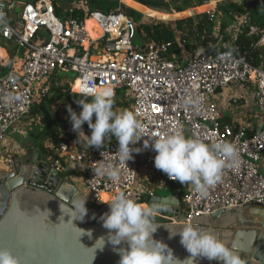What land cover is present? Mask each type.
<instances>
[{
    "label": "built area",
    "instance_id": "1",
    "mask_svg": "<svg viewBox=\"0 0 264 264\" xmlns=\"http://www.w3.org/2000/svg\"><path fill=\"white\" fill-rule=\"evenodd\" d=\"M215 10L206 11L212 20ZM88 21L94 22L92 29ZM41 32L48 33V38L40 37ZM137 32L138 24L121 9L109 14L94 11L82 19L71 17L62 21L56 15L54 0H41L25 5L20 20L13 24L0 6V34L24 50L21 66L0 76V144L7 141L10 129L31 112L37 97L50 95L52 77L71 72L75 76L71 85L73 94L92 97L110 89L117 100L123 98L119 93L126 90L132 110L145 125L143 139L150 140L153 132L182 130L185 136L205 143L230 142L238 153L237 166L226 165L221 179L203 195L158 170L154 166L156 152L151 148L133 153L132 160L121 164L118 145L89 156L63 141L60 157L66 164L83 166L79 180L89 191L88 204L101 206L103 195L112 198L118 193L138 202L144 194L152 197L156 189L172 184L182 208L191 212L184 224L219 211L264 205V172L259 166L264 156V129L249 133L244 126L236 128L223 123L214 101L231 84L254 85L256 105L264 114V68L227 50L215 53L197 50L181 62L176 57L169 59L166 55L171 43L145 41L142 47L135 46ZM252 33L261 34L256 46L264 47V30L253 29ZM188 97L194 103L186 106ZM143 139L131 147L142 148ZM109 163L120 168L117 183L106 176H95L96 168ZM52 164L60 171L65 170L62 161ZM142 175L145 183L140 182Z\"/></svg>",
    "mask_w": 264,
    "mask_h": 264
},
{
    "label": "water",
    "instance_id": "2",
    "mask_svg": "<svg viewBox=\"0 0 264 264\" xmlns=\"http://www.w3.org/2000/svg\"><path fill=\"white\" fill-rule=\"evenodd\" d=\"M16 5V0H0L6 16L11 9H20ZM24 7L20 9L22 12ZM21 150L8 154L9 170H0V249H10L20 264H119L120 256L111 244L106 243L102 251L92 249L99 237L107 236L108 230L102 226L100 217L109 211V205L103 204L98 209L89 205L76 183L45 159L37 146ZM58 189H63L68 200L57 198ZM74 198L86 200L88 212L82 221L71 216L70 202ZM141 205L155 209V214L178 219L154 215L156 223L161 225L154 238L167 243L179 259L187 258L190 254L180 243L179 235L170 239L167 228L184 225L191 214L182 208L180 197L156 193ZM192 226L214 233L239 253L246 264H264V205L251 204L209 217L199 216ZM125 246L122 243L117 247ZM197 261L198 264H222L206 258H197Z\"/></svg>",
    "mask_w": 264,
    "mask_h": 264
},
{
    "label": "clouds",
    "instance_id": "3",
    "mask_svg": "<svg viewBox=\"0 0 264 264\" xmlns=\"http://www.w3.org/2000/svg\"><path fill=\"white\" fill-rule=\"evenodd\" d=\"M76 95L79 97V93ZM12 99L16 97H9V100ZM76 103L82 108L79 114L71 105L67 106L72 131L77 133L76 143L83 142L91 148L100 149L106 139L115 137L121 164L132 160L133 153L151 148L156 152L154 166L158 170L171 180L193 187L203 195L221 179L226 165L237 166L238 153L230 142L205 143L199 138L185 136L182 130L153 132L150 140L143 139L146 129L139 114L130 109L114 110V92L110 89L96 93L90 100L78 98ZM193 103L191 97L186 98V106ZM85 122L91 130L90 135L83 129ZM142 139V148L131 147ZM94 172L95 176H106L113 183L120 180V168L110 163L101 164ZM56 196L60 201L67 199L63 189L56 190ZM103 202L109 205V211L100 220L108 233L106 237H99L92 249L102 251L106 243L111 244L120 256L119 264H198L197 258L216 260L222 264H246L239 253L214 233L202 232L190 223L178 228L167 227L169 238L179 235L180 243L190 254L181 260L167 243L154 238L161 227L154 219L155 209L143 207L124 193H118L110 201ZM70 203L71 216L82 221L88 212L86 200L74 198ZM60 207L64 212L62 203ZM79 230L84 233L82 229ZM88 235H92L91 231ZM122 243L126 246L117 247ZM0 264H20V260L10 249H0Z\"/></svg>",
    "mask_w": 264,
    "mask_h": 264
},
{
    "label": "trees",
    "instance_id": "4",
    "mask_svg": "<svg viewBox=\"0 0 264 264\" xmlns=\"http://www.w3.org/2000/svg\"><path fill=\"white\" fill-rule=\"evenodd\" d=\"M40 0H36L37 3ZM136 3L143 5L160 12H166L172 14V12H180L179 16L174 20V22L167 23V25H138V32L141 34L142 31L145 32V37L147 42H155L156 44L171 43L172 46L166 55L167 58L173 59L176 57L180 62L182 61L183 54L197 51L199 48H203L207 53H215L216 50H227L233 51L237 56L245 57L252 65L256 67L263 66V51L256 45L260 41L261 34H253V29H258L259 31L264 30V0H236L234 2L228 3L232 0L224 2L222 7L216 9L213 14L215 19L212 20L211 14L207 12L204 8L198 9L196 12H190L185 14L186 11L194 9L202 5L203 0H171V2H166V0H134ZM91 9L95 8L94 11H101L105 14L114 13L121 9V5L117 0H89L88 1ZM180 2H183L181 5ZM228 3V4H226ZM171 4L174 6L171 7ZM134 5V4H133ZM132 4L129 8L131 10L129 15L134 19L137 24L142 16L146 13L144 9H140ZM89 11V14L94 12ZM136 10V11H135ZM122 11V9H121ZM56 15L60 18L59 7L55 5ZM124 12V11H123ZM181 12H184L183 14ZM202 12V13H199ZM84 12L74 11L71 15L66 16V19L73 18H84ZM199 13L198 15H194ZM177 14V13H176ZM192 15V16H191ZM71 16V17H70ZM185 18L179 19L180 17ZM244 16V23L239 26V31L235 38L231 35V27L237 24V18ZM218 17L222 18V33L223 38L221 43L219 40L213 37V29L216 26V21ZM40 37L47 39L48 33L41 32ZM57 91L56 98L67 102L70 105H74L80 111L82 108L77 105L76 100L78 98L91 99L92 97H86L83 95L73 94L71 92L70 86H63V88L55 89ZM64 91V92H63ZM66 91V92H65ZM130 109L128 103L123 104L118 100H114V110ZM95 122V116L93 117ZM70 143V139L62 140ZM61 141L56 145L59 147ZM83 145V146H82ZM118 142L115 137L106 139L104 144L100 149L91 148L80 142L79 151H86L89 156H95L99 153L101 149L106 147L116 146ZM55 161H62L64 164V159L59 155H55ZM150 199V196H143L140 200V204H146ZM100 203L104 204L103 201H110L108 198H102ZM95 209L100 208L98 205L89 204Z\"/></svg>",
    "mask_w": 264,
    "mask_h": 264
},
{
    "label": "crops",
    "instance_id": "5",
    "mask_svg": "<svg viewBox=\"0 0 264 264\" xmlns=\"http://www.w3.org/2000/svg\"><path fill=\"white\" fill-rule=\"evenodd\" d=\"M35 1L36 0H16V7L19 6L21 9L27 4L36 3ZM70 1L72 3L70 5L71 7L69 6L67 8L68 15H71L74 11L79 10L84 12L83 15L85 17L89 14V0ZM124 2H126V5L134 4L133 6L140 9L146 8L143 5L136 3L134 0H125ZM55 5L58 6L57 0H54V6ZM15 9H11L8 12V20L13 24L19 21L17 20L19 16L16 14ZM258 48H261L263 51L262 58L264 62V47L258 46ZM23 58L24 50L19 49L14 42L5 40L0 34V76L6 74L12 69L19 68L23 62ZM262 67L264 68V63ZM63 81H66V79H63L62 82ZM55 83L52 82V85ZM55 92L56 91L52 90V93L43 99L37 97L32 106L31 112L21 122L17 123L10 129L7 141L5 144H0V170H9L8 165L6 164L8 161V154H13L16 151L23 152L21 148L27 149L32 146H37L44 158L49 160L51 163H54L55 155L60 156V146L58 147L56 144L59 141L62 143V140H64L62 129L60 128V131L58 132L57 126L54 125V123L57 122V119L49 118L54 110L57 113V104L61 101L56 98ZM214 101L219 106L223 123L232 125L236 128L244 126L248 129L249 133H257L264 129V114L256 105L254 85L231 84L220 91L218 95L214 97ZM126 103L130 102L126 101ZM70 143L74 145L72 142ZM76 149L78 150L77 146ZM63 165L65 166V170L63 172H65L67 176H69L73 181L75 179L79 180V174H81L83 170L82 165L66 164L65 161ZM259 166L261 171L264 172V156ZM79 181L82 183H80L81 186H85L84 182L81 180ZM167 187L170 186L168 185L165 188ZM169 189L176 190L174 186ZM174 195H176V192L170 196ZM143 196H146V194Z\"/></svg>",
    "mask_w": 264,
    "mask_h": 264
},
{
    "label": "rangeland",
    "instance_id": "6",
    "mask_svg": "<svg viewBox=\"0 0 264 264\" xmlns=\"http://www.w3.org/2000/svg\"><path fill=\"white\" fill-rule=\"evenodd\" d=\"M120 5H121V9L122 11H124L126 14L129 15L130 11L131 10H134V9H131L129 8L130 5H126L124 2L125 0H117ZM215 1H220V0H203L202 2V5L201 6H198L194 9H190L188 11L185 12V14H188L190 12H196L198 9L200 8H205L206 6L208 5H212L214 4ZM228 0H225L224 2H226ZM236 0H232L228 3H231V2H234ZM166 2H171V0H166ZM71 1L70 0H57V4L59 6V11H60V19L62 21H65L66 19V16L68 15V10L67 8L71 5ZM183 2H180L179 4L181 5ZM226 3V4H228ZM223 5L225 4H222L220 5V7H222ZM174 6V4H171V7ZM71 7V6H70ZM220 7H216V8H212V9H209L207 11H212L214 9H217V8H220ZM89 8L90 10L91 7L89 5ZM151 9V8H150ZM95 10V8L93 9V11ZM146 11V13L142 16V18L139 20V23L138 25H143V24H146V25H150V26H155V25H167V23H171L170 21H173L180 15L179 13L180 12H172V14H169V13H166V12H160V11H157V10H154V9H151V10H147L146 8L144 9ZM136 11V10H135ZM16 14L19 16L17 18V20H20V15H21V10L20 9H17L16 11ZM203 12H206V11H203ZM174 13H177V14H174ZM182 14L184 12H181ZM199 13H202V12H199ZM199 13H197L196 15H198ZM187 16H184L183 18H185ZM182 18V17H180ZM179 18V19H180ZM222 18L221 17H218L217 21H216V26L215 28L213 29V37L218 39L219 40V43H221V40L222 38L224 37L223 36V33H222ZM237 24H234L230 30H232L231 32V35L233 36V38L236 37L237 33H238V30H239V26L240 24H243L244 22V16L243 17H240L239 19L237 18ZM137 23V22H136ZM145 41H147V38L145 37V32L142 31L141 34L139 32H137V39L135 40L134 44L135 46H140L142 47L143 44L145 43ZM198 50H204L203 48H199ZM190 53H185L182 57V61H185L187 58H188V55ZM74 74L71 73V72H68V73H65V72H60L58 73L56 76L52 77L51 79V82L55 83L54 85H52V90H55V89H58V88H63V86H70L71 88V85L73 84V80H74ZM63 79H66V81H63ZM64 92V91H63ZM66 92V91H65ZM52 93V91H51ZM57 91L55 92V95H57ZM126 95H127V91L126 90H122L120 93H119V96L123 97L121 99H117L118 101L122 102L123 104H126ZM124 101V102H123ZM71 103L70 102H67V100L65 99L64 101H60L58 104H57V113L56 111L54 110L52 112V114L50 115L51 117L49 118H54V119H57V122L54 123L55 126H57L58 128V132L60 131V128L62 129V135L64 136V139H70V142H72L74 145H76L78 148L80 147V143H76V139H77V133L73 132L72 131V125L68 119L69 117V113L67 111V106L70 105ZM130 105V103H128ZM72 108L79 114L80 110L78 108H76L73 104L71 105ZM61 119V120H60ZM60 120V121H58ZM93 122H94V119H93ZM83 129L85 131L86 134L90 135L91 134V130L89 129L88 127V124L87 122H85V124L83 125ZM188 137H191L190 135ZM5 144V143H4ZM83 146V145H82ZM75 179V183H76V186L79 188V190H82V192L86 195V197L88 198L89 197V191L87 189L86 186H81V182L79 180ZM140 182L141 183H145V178H144V175L141 176L140 178ZM81 183V184H80ZM170 187H167V188H162V189H156L155 192L158 194V195H172L173 193L176 192V190H173V189H169L171 187H173L172 184H169ZM104 204H107V203H104ZM103 205V204H102Z\"/></svg>",
    "mask_w": 264,
    "mask_h": 264
},
{
    "label": "bare ground",
    "instance_id": "7",
    "mask_svg": "<svg viewBox=\"0 0 264 264\" xmlns=\"http://www.w3.org/2000/svg\"><path fill=\"white\" fill-rule=\"evenodd\" d=\"M224 1H225V0L215 1L214 4H212V5H208V6H206L204 9L207 11V10H209V9L219 7L220 5H222V4L224 3ZM146 9H147V10H151V9L148 8V7H146ZM174 14H176V13H174ZM87 25H88V27H89L90 29H92V28L95 26L94 22H92V21H88ZM102 198H108L109 200L112 199V198H111L110 196H108V195H103ZM146 208H147V206H146Z\"/></svg>",
    "mask_w": 264,
    "mask_h": 264
}]
</instances>
